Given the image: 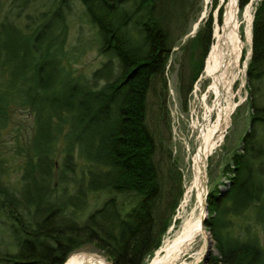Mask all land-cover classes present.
Wrapping results in <instances>:
<instances>
[{
    "label": "trees",
    "instance_id": "trees-1",
    "mask_svg": "<svg viewBox=\"0 0 264 264\" xmlns=\"http://www.w3.org/2000/svg\"><path fill=\"white\" fill-rule=\"evenodd\" d=\"M35 1L0 0V227L10 240L0 264H63L85 246L110 264H145L183 192L161 102L172 28L185 22L188 0H77L107 56L89 76L70 69L73 0L40 11ZM248 2L237 0L239 11ZM210 34L207 21L190 39L199 56L191 52L178 73L183 102ZM245 83L249 124L224 166L228 188L206 197L203 223L217 251L206 264H264V0L253 12ZM151 96L162 113L150 112ZM9 152L21 161L17 187L6 180Z\"/></svg>",
    "mask_w": 264,
    "mask_h": 264
},
{
    "label": "rangeland",
    "instance_id": "rangeland-1",
    "mask_svg": "<svg viewBox=\"0 0 264 264\" xmlns=\"http://www.w3.org/2000/svg\"><path fill=\"white\" fill-rule=\"evenodd\" d=\"M258 1L259 0H249V18L251 19L250 23L248 21L246 22L242 17V11L246 5L242 9H240L237 16V19L239 21V35L241 40L244 42L243 49L239 57V68L236 71L237 75L234 82L232 83L231 89V96L234 97L230 99L232 100V103H235L237 105L233 110L229 111L228 114V109H226L225 106L227 104V100H229V96H223L220 102V111L218 109L213 111L208 121L205 122L203 121V118L206 115V108L210 107L212 104V96L211 94L205 92L208 80L203 75V67L208 50L213 42L212 34L214 26L220 25L222 20L225 0H217L218 3L216 5H214L213 0H188V2L186 0L187 3L184 6V9L186 11L185 22L177 27L173 25L171 36L174 39L175 46L172 49L171 55L168 59L167 66L164 71L166 90L163 92L164 98L163 102H161V105L163 109L167 110L170 120V140L168 142V145L171 149V158L176 163V168L180 173V184L182 190H184V186L188 182L190 177V156L195 150L197 142L196 138L198 130L200 129V124L204 123V125L207 126L214 124L217 113L220 114L222 118L224 114L227 113L228 117L225 127L222 131L221 140L218 142V146L216 147V149L207 159L206 189L207 193L209 190L217 189L220 194H224V192H226L228 188V177H230L229 174H231V171H225L224 166L230 163L232 152L238 151L240 149V138L246 132V128L249 124L248 120L250 108L247 95L248 92L245 83V68L248 57L250 55L252 17ZM50 2L51 0H36L34 5L40 11L48 7ZM66 21V49L70 51V56L73 57L71 59L72 62L70 69L75 74L80 73L82 75L89 76L94 69L99 67L100 64L107 59V56L98 54L96 50V29L88 23L86 17L83 14L82 6L77 0L72 1V7L70 9V13L66 17ZM207 21H210L211 25V40L209 43V47L203 59L202 70L199 73L197 79L192 84L191 91L187 94L185 102H183V97L180 96L177 91L178 73L180 71H184V68L190 64L191 52H193V56L198 59L199 52L195 51L192 48L193 45L190 39L195 35L198 28L203 23L205 24ZM180 29H185L183 30L185 31V34L182 36H180V33L182 32ZM246 29L248 30V34H246ZM82 42L83 45L80 46ZM74 47H76V49L83 48L80 51L79 56L73 53L76 52ZM194 57L193 59H195ZM157 92L158 88L153 94L157 95ZM156 101L157 100H155V97L152 96L149 99V109L152 113L160 111L158 110V106L155 103ZM160 112L162 113L163 111ZM16 114L18 115V117H25L26 122H28L29 118L26 115L22 114V111H18ZM160 129L161 131H163L164 127L161 126ZM25 131L27 132L26 129ZM163 135L167 136L168 133H166V131H163ZM1 136L6 143H10V137L7 135V133H2ZM8 154L9 158L7 162L9 175L6 177V180L11 186L17 187V180L20 171L18 167L21 161L13 154H10V152ZM180 200L177 204V207L175 208L171 224L162 237L160 247L171 236L172 227L178 226L179 224L178 219H176V210L178 208ZM251 222H253L252 219ZM260 235L261 242L263 243L264 234L260 233ZM9 241V237L0 227V244L4 246V243H9ZM155 252L145 264H147L154 257ZM73 253L97 254L103 257L105 261L110 264L103 256V254L96 251L92 246H85L78 251L72 252L71 254ZM216 253L217 251L215 253H212L210 256L215 255ZM71 254H69L68 256H70Z\"/></svg>",
    "mask_w": 264,
    "mask_h": 264
},
{
    "label": "bare ground",
    "instance_id": "bare-ground-1",
    "mask_svg": "<svg viewBox=\"0 0 264 264\" xmlns=\"http://www.w3.org/2000/svg\"><path fill=\"white\" fill-rule=\"evenodd\" d=\"M249 2L242 11V17L250 23ZM237 0H225L220 25L213 29V42L208 50L203 75L208 80L205 92L211 94L212 104L207 107L203 121H208L211 113L219 110L223 96H229L226 109L233 110L232 83L239 68V57L244 42L239 35ZM246 34L248 30L246 29ZM220 111V110H219ZM228 114L223 118L217 113L214 124H200L195 150L190 156V177L184 186L182 197L176 210L178 226H173L172 234L155 252L147 264H199L215 253L214 243L204 226L206 217L205 193L207 159L218 146ZM175 221V220H174ZM64 264H108L105 259L93 253H73Z\"/></svg>",
    "mask_w": 264,
    "mask_h": 264
},
{
    "label": "water",
    "instance_id": "water-1",
    "mask_svg": "<svg viewBox=\"0 0 264 264\" xmlns=\"http://www.w3.org/2000/svg\"><path fill=\"white\" fill-rule=\"evenodd\" d=\"M206 196H207V191H206V193H205V211H206V214H207ZM206 218H207V215H206L205 219H206ZM205 219H204V220H205ZM208 260H209V257L205 258L204 262H202L201 264H206ZM65 261H66V260H65ZM65 261H64V262H65ZM64 262H63V264H64Z\"/></svg>",
    "mask_w": 264,
    "mask_h": 264
}]
</instances>
